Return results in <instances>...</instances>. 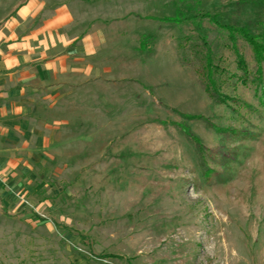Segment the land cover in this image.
<instances>
[{
    "label": "rangeland",
    "instance_id": "374dc122",
    "mask_svg": "<svg viewBox=\"0 0 264 264\" xmlns=\"http://www.w3.org/2000/svg\"><path fill=\"white\" fill-rule=\"evenodd\" d=\"M26 1L0 0V26ZM140 6L168 16L142 38L158 57L92 108L84 157L43 179L52 207L0 217V264H264V76L238 36L243 83L228 31L206 17L264 35V0ZM204 40L227 103L206 90Z\"/></svg>",
    "mask_w": 264,
    "mask_h": 264
},
{
    "label": "crops",
    "instance_id": "0c3cea01",
    "mask_svg": "<svg viewBox=\"0 0 264 264\" xmlns=\"http://www.w3.org/2000/svg\"><path fill=\"white\" fill-rule=\"evenodd\" d=\"M140 7V0H28L2 22L0 217L52 207L40 197L43 179L57 175L60 161L84 157L74 147L89 146L92 108H105L118 97L115 85L137 81L158 57L142 38L159 33L168 16Z\"/></svg>",
    "mask_w": 264,
    "mask_h": 264
},
{
    "label": "trees",
    "instance_id": "16d2710c",
    "mask_svg": "<svg viewBox=\"0 0 264 264\" xmlns=\"http://www.w3.org/2000/svg\"><path fill=\"white\" fill-rule=\"evenodd\" d=\"M202 17H204L202 15ZM206 17H211V20L217 24L219 27L225 29L228 31V37L230 41H232V50L237 58L238 68L243 71L244 78H241L243 83H247L250 79V72L248 70V64L245 60V57L243 53L240 51L238 44H237V38L238 36H241L243 39H245L252 47L255 60L257 63V78L260 81V83H263V76H264V35L255 34L247 27H239L233 24H224L221 21L217 19L216 16H211L210 14ZM213 17V18H212ZM205 41V40H204ZM206 44V54L204 56V66H203V78L204 83L206 86V90L208 93L214 97L218 98L219 101L222 103H227L228 100L223 98V95L221 94L219 90V85L217 81V77L215 76L218 74L220 67L217 66L214 62L213 57V51L212 48L208 46L207 41L204 42ZM260 96V103L264 106V90L259 91Z\"/></svg>",
    "mask_w": 264,
    "mask_h": 264
}]
</instances>
